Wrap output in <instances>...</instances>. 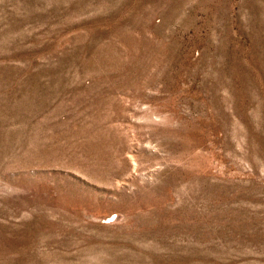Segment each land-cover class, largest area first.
<instances>
[{"label":"rangeland","instance_id":"374dc122","mask_svg":"<svg viewBox=\"0 0 264 264\" xmlns=\"http://www.w3.org/2000/svg\"><path fill=\"white\" fill-rule=\"evenodd\" d=\"M0 264H264V0H0Z\"/></svg>","mask_w":264,"mask_h":264}]
</instances>
